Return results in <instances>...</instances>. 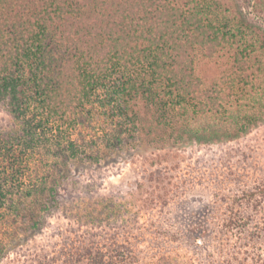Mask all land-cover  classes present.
Wrapping results in <instances>:
<instances>
[{
  "label": "rangeland",
  "instance_id": "rangeland-1",
  "mask_svg": "<svg viewBox=\"0 0 264 264\" xmlns=\"http://www.w3.org/2000/svg\"><path fill=\"white\" fill-rule=\"evenodd\" d=\"M175 2L227 34L196 55L201 91L221 104L209 113L202 97L197 118L237 136L178 141L145 114L112 149L96 128L109 122L95 118L84 156L64 164L46 147L25 154L0 207V264H264V0ZM14 124L0 106V131ZM43 187L57 190L55 202L28 195Z\"/></svg>",
  "mask_w": 264,
  "mask_h": 264
},
{
  "label": "trees",
  "instance_id": "trees-1",
  "mask_svg": "<svg viewBox=\"0 0 264 264\" xmlns=\"http://www.w3.org/2000/svg\"><path fill=\"white\" fill-rule=\"evenodd\" d=\"M175 1L0 0V106L15 123L0 131V207L12 195L8 180L25 171V154L46 147L64 164L84 156L83 133L95 118L109 123L107 131L95 125L103 135L93 140L112 149L136 133L145 114L158 133L170 130L178 141L237 136L202 128L197 118L202 97L209 113L221 104L201 91L196 55H211L227 34ZM45 188L28 195L55 202L57 190ZM27 213L37 229L33 210Z\"/></svg>",
  "mask_w": 264,
  "mask_h": 264
}]
</instances>
